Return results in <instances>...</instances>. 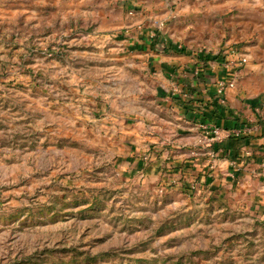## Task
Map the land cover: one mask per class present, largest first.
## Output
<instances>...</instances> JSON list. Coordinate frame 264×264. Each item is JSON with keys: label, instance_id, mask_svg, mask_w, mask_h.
I'll list each match as a JSON object with an SVG mask.
<instances>
[{"label": "rangeland", "instance_id": "1", "mask_svg": "<svg viewBox=\"0 0 264 264\" xmlns=\"http://www.w3.org/2000/svg\"><path fill=\"white\" fill-rule=\"evenodd\" d=\"M76 38L0 48V264H264L237 177L143 175L156 81L117 35Z\"/></svg>", "mask_w": 264, "mask_h": 264}, {"label": "crops", "instance_id": "2", "mask_svg": "<svg viewBox=\"0 0 264 264\" xmlns=\"http://www.w3.org/2000/svg\"><path fill=\"white\" fill-rule=\"evenodd\" d=\"M50 34L117 35L156 81L158 113L138 118L144 176L237 177L264 212V0H0V48ZM232 80L220 95L218 83ZM203 125L232 136L210 147Z\"/></svg>", "mask_w": 264, "mask_h": 264}, {"label": "built area", "instance_id": "3", "mask_svg": "<svg viewBox=\"0 0 264 264\" xmlns=\"http://www.w3.org/2000/svg\"><path fill=\"white\" fill-rule=\"evenodd\" d=\"M245 61L246 60L244 59L242 60L243 63ZM235 86H236L235 80L221 81L218 83L217 90L220 95H223L226 92V90L233 89L235 88ZM202 127L205 130V137L202 140V142L208 144L210 147H212L217 143H221L224 139H227L232 136V132L225 130L217 125L214 126L203 125ZM211 156L215 157L214 150L211 152ZM263 175H264V171H263Z\"/></svg>", "mask_w": 264, "mask_h": 264}]
</instances>
